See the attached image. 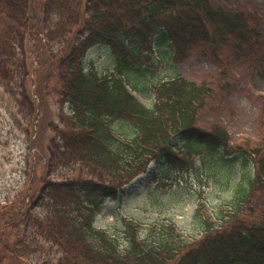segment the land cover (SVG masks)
<instances>
[{
  "label": "trees",
  "instance_id": "obj_1",
  "mask_svg": "<svg viewBox=\"0 0 264 264\" xmlns=\"http://www.w3.org/2000/svg\"><path fill=\"white\" fill-rule=\"evenodd\" d=\"M259 26L256 16L210 0H0V88L15 95L30 128L50 95L59 121L48 126L45 168L32 179L38 186L0 204V264H264V206L256 204L264 194V101L259 142L237 141L221 123H196L211 88L166 79L152 86L147 108L130 73L148 71L152 54L166 48L175 65L208 56L226 75L232 53L261 51L263 59ZM97 46L115 58L111 75L85 70ZM118 121L131 126L127 138L113 132ZM217 156L239 162L240 180L229 210L216 225L202 220L197 240L186 241L171 222L142 236L129 221L123 247L95 227L105 201L150 164L162 166L161 175L186 173Z\"/></svg>",
  "mask_w": 264,
  "mask_h": 264
},
{
  "label": "rangeland",
  "instance_id": "obj_2",
  "mask_svg": "<svg viewBox=\"0 0 264 264\" xmlns=\"http://www.w3.org/2000/svg\"><path fill=\"white\" fill-rule=\"evenodd\" d=\"M210 2L215 7L256 16L264 39V0ZM256 53L230 54L227 62L223 60V68L227 67L223 75L208 56L193 55L175 65L170 52L158 48L150 58L148 71L130 72L131 80L139 88L137 98L148 107L153 104L152 86L166 79L181 76L198 85H206L213 95L199 113L197 125L209 130L213 124L221 123L233 140L248 137L259 142L264 57H259L261 51ZM84 65L86 71L94 69L99 75H111L116 69L115 58L107 48L100 46L87 52ZM55 98L50 95L46 99V105L39 111L38 125L30 128L15 95L0 88V204L38 186L32 179L39 177L45 168L47 145L53 136L48 126L59 123ZM112 130L124 139L131 133V126L127 121H118L112 124ZM240 168L233 158L217 156L213 160L209 158L205 164L198 161L195 168L186 173L166 170L161 175L162 166L152 163L145 174L125 186L118 199L105 201L94 225L108 232L123 247L127 244L124 231L129 221L139 226L142 236L154 224L171 222L186 241L197 240L202 234V220L216 225L221 212L229 210L232 190L240 180ZM252 176V169L248 167L245 177ZM256 204L264 206V194L257 198Z\"/></svg>",
  "mask_w": 264,
  "mask_h": 264
}]
</instances>
